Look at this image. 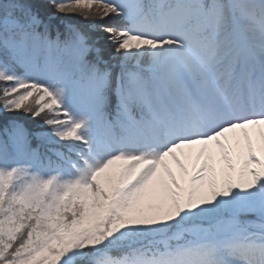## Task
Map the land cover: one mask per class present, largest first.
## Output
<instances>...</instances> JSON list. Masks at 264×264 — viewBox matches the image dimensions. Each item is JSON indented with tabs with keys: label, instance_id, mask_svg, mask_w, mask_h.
Returning <instances> with one entry per match:
<instances>
[{
	"label": "snow or ice",
	"instance_id": "snow-or-ice-1",
	"mask_svg": "<svg viewBox=\"0 0 264 264\" xmlns=\"http://www.w3.org/2000/svg\"><path fill=\"white\" fill-rule=\"evenodd\" d=\"M0 264H264V0H0Z\"/></svg>",
	"mask_w": 264,
	"mask_h": 264
},
{
	"label": "trees",
	"instance_id": "trees-1",
	"mask_svg": "<svg viewBox=\"0 0 264 264\" xmlns=\"http://www.w3.org/2000/svg\"><path fill=\"white\" fill-rule=\"evenodd\" d=\"M23 118V117H22Z\"/></svg>",
	"mask_w": 264,
	"mask_h": 264
}]
</instances>
